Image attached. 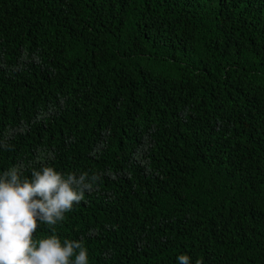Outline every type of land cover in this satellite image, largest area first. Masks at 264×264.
<instances>
[{"label": "trees", "instance_id": "1", "mask_svg": "<svg viewBox=\"0 0 264 264\" xmlns=\"http://www.w3.org/2000/svg\"><path fill=\"white\" fill-rule=\"evenodd\" d=\"M6 137L98 177L54 226L88 264H264V0H0Z\"/></svg>", "mask_w": 264, "mask_h": 264}, {"label": "clouds", "instance_id": "2", "mask_svg": "<svg viewBox=\"0 0 264 264\" xmlns=\"http://www.w3.org/2000/svg\"><path fill=\"white\" fill-rule=\"evenodd\" d=\"M12 134L10 131L8 135ZM0 147L11 150L7 137L0 141ZM54 159L51 152L41 153L34 161L19 162L0 174V264H88L82 240L65 239L61 243L54 226L65 219L73 204L83 200L86 190H93L98 177L89 178L87 173L65 177L45 163ZM35 163L41 167L37 169ZM26 171L30 177L24 175ZM40 223L53 234L34 240ZM178 260L190 264L187 255H180Z\"/></svg>", "mask_w": 264, "mask_h": 264}]
</instances>
